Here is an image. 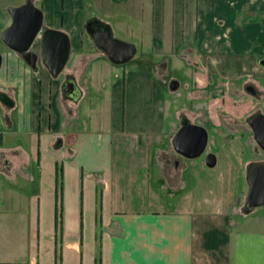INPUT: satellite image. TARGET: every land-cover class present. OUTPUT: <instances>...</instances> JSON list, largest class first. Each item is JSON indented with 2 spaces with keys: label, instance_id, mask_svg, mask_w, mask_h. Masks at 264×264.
I'll use <instances>...</instances> for the list:
<instances>
[{
  "label": "crops",
  "instance_id": "crops-1",
  "mask_svg": "<svg viewBox=\"0 0 264 264\" xmlns=\"http://www.w3.org/2000/svg\"><path fill=\"white\" fill-rule=\"evenodd\" d=\"M22 2L0 0V32L9 23L7 8ZM31 2L41 10L43 25L67 34L70 51L61 72L51 77L39 60L33 68L3 44L0 50V93L10 102L0 100V181L6 184L0 208L4 201L12 206L0 209V264H264V217L246 216L241 225L229 221L240 197L238 177L242 169L245 176L248 163L241 164L244 149L234 132L216 124L218 116L201 124L210 131L205 147L215 157L212 167L204 158L189 163L177 158L176 166H161L159 110L169 109V96L147 113L146 96L158 90L149 75L122 72L113 83L109 77L117 71L88 35L83 45L78 16L84 6L105 1ZM122 5L135 12L137 29L125 31L141 47L156 55L197 58L205 69L202 87L211 88L210 78H217L236 91L222 93L229 121L241 124L253 113L264 115L259 64L264 0H123ZM32 49L39 51V37ZM66 78L79 88L77 100L62 94ZM130 80L140 86L139 109L125 103ZM110 87L111 114L107 100L96 116L90 107L79 110L81 99L92 91L106 99ZM20 135L25 145L16 142ZM247 150L264 154L252 144ZM56 165L60 235L53 214ZM4 219L11 221L8 233L1 231Z\"/></svg>",
  "mask_w": 264,
  "mask_h": 264
},
{
  "label": "rangeland",
  "instance_id": "rangeland-1",
  "mask_svg": "<svg viewBox=\"0 0 264 264\" xmlns=\"http://www.w3.org/2000/svg\"><path fill=\"white\" fill-rule=\"evenodd\" d=\"M11 1L16 2L18 0ZM104 1L105 2H102L97 6L95 4H92L91 7L84 6L82 13L78 16V29L80 31V34L83 35L84 38L83 45L84 43H87L85 42L86 38V41H88L87 34L84 30V23L89 18L88 16L94 15V17L102 19V21H108L109 26L111 28L112 36L114 38L124 42L132 43L135 46V53L133 57L123 64H112L106 59H104L106 64H108L112 68H115V70L117 71L116 77L113 78L112 76H110L109 81L114 83L118 78H121V76L123 75L122 72H124L126 75L130 73L137 75L141 71H145V73L148 74L151 80L156 84V88L158 89L154 97H149V93L146 96L147 100L145 99L144 107H148L150 111L147 113H152L151 109H153L154 112L156 111L154 109L155 107H151L153 106V104L154 106H156L157 100L161 101L163 104V101L168 99L167 95L169 96L171 101L169 109L164 108L163 110H159L161 127L159 136L162 139V143L160 145V152L157 157L159 162L161 163V166L168 168L174 167L177 164V158L182 161H185L186 163H189L191 160L194 159L202 160L204 158V155L206 154V151L208 150L206 145L203 153L193 159H186L180 155H177L176 153L174 154V151L172 150L170 145V138L176 131V128L179 124V119L181 117L186 119L189 123L198 125H208L213 122V118L216 119V117L218 116L217 118L219 119V121L216 120V124L219 125L223 123L224 128H226L228 132L230 131L229 133L234 132V134L240 140V148L244 149L241 164L242 162H250L256 158L257 160L264 159V154L259 153L258 151L257 154L255 153V151L253 153H249V151L247 150V148H250L251 144L252 146H254V148H258V146L256 145L251 136V133L249 131L250 128L247 125L246 120L245 122L238 124L237 122L240 121H229L227 115L223 113V108L225 107V100L224 97L222 98V93L226 91L227 93L236 94V91L232 87H225L222 84H219L220 80L217 78H210V80L213 82L211 88L207 89L206 87H202L203 84L206 82L205 69L204 67H201V61H199V59L197 58L195 61V58L189 56H168L167 53L156 55L152 54V51L149 48H145V46L141 47L140 42L136 41L135 39H132L133 37L125 31L128 28L133 29V31L137 29V19L134 16L135 12L131 13V9L124 8V6L122 5L123 0H115L114 4L116 6L111 5V2H113L111 0ZM1 49L2 43L0 41V50ZM82 62L84 63V61ZM65 70L67 72V69ZM171 80L177 81V88L173 91L169 90L168 88V83ZM207 80L209 82V78ZM234 83L236 84L237 81H234ZM129 84L130 85L128 87V90L125 91V103L128 102L129 105L131 104L132 108L137 107V109H139L140 86L139 84L135 85L131 80ZM105 91L108 94L106 96V99L104 96H102L103 92L100 91H92L90 98L81 99L79 103V110L83 109L84 107H90L93 109L92 115L96 116L99 113L100 105L107 100L108 112L110 111L109 113L111 114V109L113 106V91L111 87ZM230 123H232L234 126L228 128L227 126ZM207 134L209 139L210 131H207ZM20 136L21 137H19V139L16 138V142L23 143L25 145L26 140L22 141L23 135ZM6 141L7 143H11L8 137L6 138ZM242 170L238 177L237 183V191L239 192L238 194L240 197H238L239 200L236 201V203L234 204V208L232 209L231 213H229V221L232 220V222H240V225L241 223H243L242 220L243 218H246V216H254L261 218L264 217V205L261 207H257V209L252 208L247 213H244L241 209L247 188L244 173ZM0 183L4 185L0 187V192L4 193L6 184L5 182L3 183L2 180L0 181ZM30 187L31 186L28 185V188ZM2 203H4L3 206L0 208L2 211L8 212L11 210L12 206L10 207V201H4ZM10 224L11 221L6 222V219H4V225L1 224V231L7 230L6 233L10 232Z\"/></svg>",
  "mask_w": 264,
  "mask_h": 264
},
{
  "label": "water",
  "instance_id": "water-1",
  "mask_svg": "<svg viewBox=\"0 0 264 264\" xmlns=\"http://www.w3.org/2000/svg\"><path fill=\"white\" fill-rule=\"evenodd\" d=\"M6 11L9 15V23L0 32L1 43L32 67L38 59L49 75L56 77L63 69L69 55L70 45L67 34L59 29L43 26L42 12L31 0L9 6ZM84 30L93 46L112 64H123L133 57L134 45L114 38L110 26L98 18L87 19ZM37 36L39 37L38 54L30 49ZM259 64L264 66V60H260ZM168 87L170 90L176 89L177 81L171 80ZM61 92L65 97L73 100L80 97V90L72 78L63 82ZM0 100L6 104L10 103L2 93ZM246 122L251 129L254 142L264 153V115L253 113ZM206 140L207 133L203 126L181 119L170 144L177 154L191 159L203 153ZM214 162L215 157L212 153L204 155V164L207 167H212ZM244 178L247 190L241 209L247 213L252 208L264 205V161L248 162L245 166Z\"/></svg>",
  "mask_w": 264,
  "mask_h": 264
},
{
  "label": "trees",
  "instance_id": "trees-1",
  "mask_svg": "<svg viewBox=\"0 0 264 264\" xmlns=\"http://www.w3.org/2000/svg\"><path fill=\"white\" fill-rule=\"evenodd\" d=\"M60 196H61V169L59 165L55 166L54 172V228L60 235Z\"/></svg>",
  "mask_w": 264,
  "mask_h": 264
},
{
  "label": "flooded vegetation",
  "instance_id": "flooded-vegetation-1",
  "mask_svg": "<svg viewBox=\"0 0 264 264\" xmlns=\"http://www.w3.org/2000/svg\"><path fill=\"white\" fill-rule=\"evenodd\" d=\"M90 18H91V17H90ZM88 19H89V18H88ZM42 24H43V23H42ZM43 26H45V25H43ZM46 27H48V26H46ZM50 28H51V27H50ZM54 29H55V28H54ZM61 31H62V30H61ZM37 38H38V36H37ZM33 43H34V42H33ZM32 45H33V44H32ZM32 45H31V47H30L31 51H33V52H35V53L38 54V52H36V51H34V50L32 49ZM37 60H38V59H37ZM37 60H36V61H37ZM36 61H35V63H36ZM34 67H35V65H34ZM34 67H33V68H34ZM67 79H69V78H66L65 80H67ZM65 80H64V81H65ZM181 119H184V118L181 117V118L179 119V124H178L176 130H177V129L179 128V126H180V121H181Z\"/></svg>",
  "mask_w": 264,
  "mask_h": 264
}]
</instances>
